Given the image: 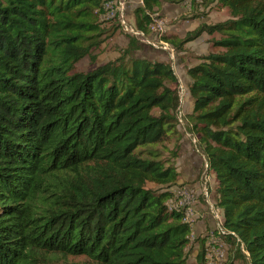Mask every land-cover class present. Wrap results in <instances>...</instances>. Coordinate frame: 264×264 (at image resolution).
Wrapping results in <instances>:
<instances>
[{
    "label": "trees",
    "instance_id": "obj_1",
    "mask_svg": "<svg viewBox=\"0 0 264 264\" xmlns=\"http://www.w3.org/2000/svg\"><path fill=\"white\" fill-rule=\"evenodd\" d=\"M180 1L143 0L135 27L148 35ZM204 1L230 17L162 39L181 51L207 33L216 48L187 68L183 118L215 175L230 263L264 264V0ZM105 3L0 0V264H208L201 236L189 260L192 226L168 202L186 133L170 59L135 54L126 33L117 56L76 68L121 28Z\"/></svg>",
    "mask_w": 264,
    "mask_h": 264
},
{
    "label": "rangeland",
    "instance_id": "obj_2",
    "mask_svg": "<svg viewBox=\"0 0 264 264\" xmlns=\"http://www.w3.org/2000/svg\"><path fill=\"white\" fill-rule=\"evenodd\" d=\"M127 2V18L131 22L133 26H135V18H134V9L138 4H141V0H126ZM206 12L207 16L202 18H196L195 14ZM154 21L151 25V32L145 36V38L140 39L141 41V49L137 50L135 54L146 56L153 59H169L168 51L159 47H156L153 43L157 45L160 44V39L164 38V36H179L182 38L185 36L186 32L194 29L201 21L207 22H218L222 21L228 17H230V10L228 7L218 6L213 2H208L204 0H181L180 2H164L160 10L153 14ZM112 19V18H111ZM108 21V20H107ZM117 22V20L112 19V23ZM109 23V22H108ZM210 35L207 33L202 34L197 39L188 42L185 44L184 49L181 51H177L175 49V53L177 55L175 61V72L181 76V69L187 70V68L191 65H194L199 62V57L201 55L206 54L210 50H215L210 42ZM148 39L150 42H148ZM128 43V36L122 30V28H118L115 33L109 36L106 41L101 45V47L95 50L93 53L96 55V59L86 56L81 59L77 65V70L87 71L90 70L97 65L106 62L107 60L117 56L123 48L126 47ZM171 45V44H170ZM175 55V56H176ZM180 69V70H179ZM183 79V78H182ZM186 80V77H184ZM183 80V81H184ZM186 83V82H184ZM186 85V84H185ZM187 87V86H186ZM185 105V104H184ZM194 144L195 151L200 155L201 162V172L205 168V161L207 160V156L202 152L200 147ZM170 147L173 144H169ZM167 154V153H166ZM179 157V156H178ZM177 157V158H178ZM177 158L175 159L176 168L180 176V168L177 166ZM208 161V160H207ZM214 172H212L211 177L208 181V187L210 195L217 197L215 194V178ZM201 181V180H200ZM189 182H185L178 178L177 184L171 187L178 190L185 189V186L188 185ZM196 182H193L190 185H195ZM203 184V183H202ZM205 185H207L205 181ZM153 187H157L154 184H151ZM190 187V186H189ZM178 199V198H177ZM180 200V199H179ZM173 201H176L175 199ZM200 221H198L199 223ZM204 223V221H201ZM216 222L212 220L211 224L214 225ZM197 231V232H196ZM196 231L194 227L191 231V242L188 247L190 256L189 260L193 261L195 259V255L199 249V238H206V248L209 252L208 261L210 264H231L230 258L228 256V248L227 245L222 244V241L216 239L211 240L210 235L206 233V230L199 232ZM215 244V246H212ZM214 247V248H213ZM229 247V245H228ZM221 249V250H220ZM88 259L85 256H74L70 255L67 257L54 258L49 264H82L86 262ZM233 264H244L241 260H236Z\"/></svg>",
    "mask_w": 264,
    "mask_h": 264
},
{
    "label": "built area",
    "instance_id": "obj_3",
    "mask_svg": "<svg viewBox=\"0 0 264 264\" xmlns=\"http://www.w3.org/2000/svg\"><path fill=\"white\" fill-rule=\"evenodd\" d=\"M141 4H143V0H141ZM105 16L106 19H115L118 21V23L121 25L122 30L125 33H130L135 36H138L140 39L145 38V33L142 30L137 29L135 26L131 24V22L127 18V2L126 0H106L105 3ZM160 44L157 45L153 43L156 47L165 49L168 51V58L170 59L172 66L175 71V59L177 57L175 53V48L170 45L169 42L165 41L164 39H160ZM148 42L150 40L148 39ZM176 55V56H175ZM175 74L178 77V89H179V96L181 100V105L179 107L178 115L180 118V125L182 128L186 131V122L183 118L185 111L183 110V104L185 103V99L188 96L189 92L188 89L183 81V79L180 77L178 73L175 72ZM186 134L191 138V141L195 143L197 146L198 143V135L186 131ZM208 160V159H207ZM205 161V168L200 174L199 184H202L201 190H196L194 186H185L184 190L178 188L176 190L173 188V196L169 198V206L172 209H181L184 211L185 214V220L189 222L192 226V228L195 226L198 221H205L207 217H209L211 220L216 222L214 225H211V227L206 231L208 235H210V239H216V241H222V244H226L228 248V244L221 238V233H225L226 230L223 226V212L222 209L217 204V198L210 195L209 187H208V181L211 177L212 171L209 168V162ZM205 181L207 185H205ZM178 198V199H177ZM176 201H173V200ZM180 199V200H179ZM217 232L218 234H216ZM212 246H215L213 244ZM214 248V247H213ZM221 250V249H220ZM209 252L207 251V258ZM208 264L210 262L208 261Z\"/></svg>",
    "mask_w": 264,
    "mask_h": 264
},
{
    "label": "crops",
    "instance_id": "obj_4",
    "mask_svg": "<svg viewBox=\"0 0 264 264\" xmlns=\"http://www.w3.org/2000/svg\"><path fill=\"white\" fill-rule=\"evenodd\" d=\"M180 70V69H179ZM181 76L184 80V77H186V86L188 88V83L190 81V76L187 73V70L181 69ZM185 104V105H184ZM183 104V110L186 112H191L193 102L192 97L188 95L185 99V103ZM181 152L179 157L177 158V166L180 168V180H183L185 182H189V186H194L196 190H201L202 184H199L200 179V171H201V162L202 159L200 155L195 151L194 144L191 141V138L185 133L181 139ZM215 178V177H214ZM193 182H196L195 185H190ZM216 185V181H215ZM214 185V188H215ZM212 220L207 217V219L202 223L201 221L199 223H196L194 226V229L196 231L200 230L199 232H202L204 230H208L211 227ZM197 232V231H196Z\"/></svg>",
    "mask_w": 264,
    "mask_h": 264
}]
</instances>
